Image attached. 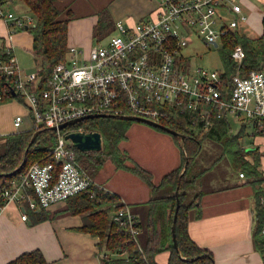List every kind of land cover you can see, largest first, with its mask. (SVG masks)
Listing matches in <instances>:
<instances>
[{
	"label": "built area",
	"instance_id": "2783aa9c",
	"mask_svg": "<svg viewBox=\"0 0 264 264\" xmlns=\"http://www.w3.org/2000/svg\"><path fill=\"white\" fill-rule=\"evenodd\" d=\"M11 1L0 0V18L11 30L34 25L32 14L6 7ZM158 1L160 7L152 18L134 25L117 20V32L95 42L89 50L71 46L69 58L54 66L43 90L39 69L23 72L13 52L7 59L0 58V73L15 80V88L6 86L5 91H15L27 104V116L17 114L15 128L20 130L26 119L31 121L29 129L57 127L52 129L56 131L51 151L54 161L32 163L13 177L0 189L1 206L15 203L26 220L29 209H49L92 185H100L67 138L70 132L86 130L78 124L92 119L90 115L131 114L166 124L174 123L173 114L178 112L189 115L186 128L195 134L209 131L224 118L231 124L233 117L241 127L252 126L254 134L264 131V69L248 73L238 69L227 82L224 67L194 66L183 52L195 35L220 49L222 37L249 18L243 0ZM232 57L242 64L246 51L241 44L234 47ZM72 120L76 122L59 128ZM240 176L244 177V172ZM260 202L264 204V195ZM112 218L129 227L137 240L139 219L130 204L123 202L115 208Z\"/></svg>",
	"mask_w": 264,
	"mask_h": 264
},
{
	"label": "trees",
	"instance_id": "16d2710c",
	"mask_svg": "<svg viewBox=\"0 0 264 264\" xmlns=\"http://www.w3.org/2000/svg\"><path fill=\"white\" fill-rule=\"evenodd\" d=\"M21 2L28 9L23 13L32 14L36 20L34 25L20 30L28 29L33 35L32 53L37 65L40 63L38 68L42 75L40 89L43 90L47 87L54 66L70 56L68 47L70 19L61 18L62 11L57 6L56 0H21ZM112 27H115V21L109 9L105 8L100 12L99 21L95 26V42L103 40ZM238 44H241L246 51V57L241 65H238L232 57V51ZM11 54L12 51L7 47L0 46V58L7 59ZM221 54L224 65L223 77L227 82H230L238 69L245 73L253 69H264V32L260 36L253 37L239 27L222 37ZM14 81V77L8 80V77L0 73V105L16 99L27 109L26 102L19 94L5 91L6 86L15 88ZM173 116L174 123H166V125L187 136L183 144L178 137L182 145V161L158 183L155 182L153 173L139 162L128 163V155L120 148L121 142L126 137V123L130 121L129 119L95 117L78 124L88 131H99L103 137L102 150L92 152L95 154L88 153L94 162L92 166L83 160L84 152L76 148L78 159L93 178H96V173L107 160H111L117 168L131 171L150 187L152 197L144 203L148 205L146 218L139 221L140 234H146L144 242L140 239V234L136 240L129 227L121 226L113 220V210L122 206L123 202L119 195L104 188L102 184L92 185L88 190L70 196L61 209L55 211L44 208L29 209L28 213L34 218L33 221L39 223L68 214L82 215L83 224L73 229L100 237L101 264H158L156 256L165 250L170 251L168 264H214L213 252L200 246L189 232L191 219L194 216H202L203 192H192V188L200 182L201 174L207 170L201 167L197 158L203 149L204 140L212 138L223 145L225 154L232 152V156L242 162L240 172L251 176L248 182L255 187L257 199L255 242L264 255V234L261 233L264 223V204L260 202L261 195H264L262 187L264 177H261L262 151L258 145H244L246 124H243L236 133L233 132L228 119L224 118L218 120L209 131L194 134V131L186 128V124L190 122L188 114L174 112ZM36 131L40 133L30 145ZM255 134L264 135V131H257ZM55 141L56 131L48 128L0 133V189L8 185L13 177L25 171L32 163L54 161L51 151ZM25 158L26 162L23 164ZM177 190H179L178 195ZM178 198L181 204L176 221L179 245L177 248L174 242L173 224ZM6 264H51V262L40 248H36L23 252Z\"/></svg>",
	"mask_w": 264,
	"mask_h": 264
},
{
	"label": "crops",
	"instance_id": "0c3cea01",
	"mask_svg": "<svg viewBox=\"0 0 264 264\" xmlns=\"http://www.w3.org/2000/svg\"><path fill=\"white\" fill-rule=\"evenodd\" d=\"M242 3L249 18L240 25L241 29L244 30L243 25L248 28L250 25L262 34L264 0H243ZM56 4L62 11L61 18L70 19L69 45L86 50L95 44V26L103 9H109L114 21L122 20L127 25H134L142 18L155 16L160 7L158 0H56ZM11 6L18 12L28 10L21 0L7 2L6 7L11 9ZM0 46L11 48L23 72L37 69L32 53L33 35L28 31H12L2 18ZM23 109L25 111L17 109L11 118L12 129H4L3 125H0L1 134L19 130L14 126V119L17 114L27 112V109ZM26 121L31 125L30 120ZM24 123L20 130L30 128L28 122L26 125ZM162 134V131L153 127V157L151 155L148 159L150 164L146 163L145 166L153 173L157 183L182 161L181 143L179 146L176 140ZM249 144L244 145H256ZM109 165L111 167H108ZM106 166L110 168L108 173L105 172ZM261 170L264 172V152L261 157ZM99 175L101 180L98 177L95 179L103 187L119 195L122 202L130 204L139 221V215L146 218L148 205L144 203L152 197L150 187L146 183L131 171L117 168L111 160H107ZM246 177L248 174L240 176L241 179ZM240 178L227 176L222 183L211 178L205 187L200 181L192 188V192H203L202 216H194L191 219L189 232L200 246L213 252L214 264H264V255L255 242V187L248 182L250 180L243 182ZM65 204L66 202L57 203L48 210L61 209ZM22 213L15 203L0 206V264H6L23 252L36 248L44 252L51 264H101L100 238L73 229L83 224L82 215L68 214L54 220L35 223L30 214L28 219H23ZM169 256L170 251L165 250L157 254L156 260L158 264H168Z\"/></svg>",
	"mask_w": 264,
	"mask_h": 264
},
{
	"label": "rangeland",
	"instance_id": "374dc122",
	"mask_svg": "<svg viewBox=\"0 0 264 264\" xmlns=\"http://www.w3.org/2000/svg\"><path fill=\"white\" fill-rule=\"evenodd\" d=\"M11 9L15 11L16 13H23V12L16 11L14 6L13 7L11 6ZM116 21H115V27H112L111 29H109L107 31L108 35H106L103 39H107L112 34L117 32L116 31ZM243 27H244L245 33H248L249 35L256 36V35L261 34L260 31H256L252 29L250 25H249V28L244 25L242 26V28ZM21 31L30 32L28 29L21 30ZM191 39H195V40L191 44H189L186 48H184L183 52L184 54L187 55L188 60H190L194 66H202V67H206L209 69H222L223 68L224 65H223V60H222L221 48L219 49L212 45H207L204 41H202L196 35L191 37ZM71 46L72 45H69V41H68V47L70 48ZM39 65H37V69L35 70H38ZM23 108L25 107H22L20 102L16 101V99L15 100L13 99L11 101L1 104L0 105V125H3L2 127H4V129L6 128L12 129L10 125L11 118L14 117V115L17 112V109H19V111H25ZM25 115L27 116V113H25ZM98 117L119 118L117 116H98ZM26 122H28L30 125L29 121H26ZM26 122L24 123L25 125H26ZM231 123L233 127V132H236V133L239 132L241 129V122L231 117ZM153 127H154L153 125H150L145 122L137 121V120H130L128 123H126V128H127L126 137L121 142L120 148L123 151H125L126 154L128 155L129 157V159L127 160L128 163L139 162V164L143 165L144 167L147 166L146 163L150 164L148 159H150L151 155L153 157ZM155 129L162 131L163 133L162 135L168 137L169 139L176 140V142L180 146L178 136L173 135L172 133H169L158 127H155ZM243 143L245 145H250L249 143H255L256 145L260 146L261 151L264 152V135L254 134V129L250 125L246 128V135L243 138ZM83 152H84L83 160L86 161L88 165L92 166L94 162L90 159L89 155L95 154V153H92L94 151H83ZM88 153L90 154L88 155ZM232 154H233L232 152L225 154L223 145L220 142L216 141L215 139L207 138L204 140L203 149L197 158L201 167L207 169L203 174H201V178H200V181L203 182V187H205L209 183L211 178H215L218 183L224 182L227 176H236L240 178L242 162L236 160L234 156H232ZM108 167H111V165H109ZM108 167L106 166V169L104 168L106 173L110 172V168ZM101 171H102V168H100V170L95 175V177L96 178L98 177L99 180H101V175H99ZM261 172H262L261 177L263 178L264 172L262 170ZM250 178L251 176L248 175V177H246L245 179H241V178L240 179L241 181L244 182V181L250 180ZM139 216L141 219H144L143 215H139ZM139 237L142 240V242H144L146 239V234L141 233Z\"/></svg>",
	"mask_w": 264,
	"mask_h": 264
},
{
	"label": "water",
	"instance_id": "95a60500",
	"mask_svg": "<svg viewBox=\"0 0 264 264\" xmlns=\"http://www.w3.org/2000/svg\"><path fill=\"white\" fill-rule=\"evenodd\" d=\"M13 94H16L15 91H13ZM98 116H107V115H90L89 118H94V117H98ZM117 117L129 119V120H137V121L145 122V123H148L150 125H153L154 127H158V128L163 129L169 133H172L173 135L181 137V139H182L181 141H185V139H186V135L177 131L176 129H174L170 126H167L165 124L153 121L151 119L145 118V117H141V116H137V115H131V114L121 115V116H117ZM83 119L84 118H81L80 120H83ZM77 121H79V120H77ZM75 122H76V120H72L70 122L64 123L61 126H59V128L62 129V128L66 127L67 125L73 124ZM52 129H57V127H53ZM39 133H40V131L35 132L30 145L33 144V142L35 141V139ZM67 138L71 139L74 146H76L81 151H101L103 148V137L99 131H87V130L74 131V132L68 133ZM25 162H26V158H25V161L23 162V164ZM23 164H22V166H23ZM185 169H184V171H185ZM184 171H183V173H184ZM176 194L177 195L179 194V190L176 191ZM180 204H181V202L178 198L177 209H176V213H175V217H174V224H173V236H174L175 246L177 248L179 245H178L177 235H176V221H177V217H178V211L180 208Z\"/></svg>",
	"mask_w": 264,
	"mask_h": 264
},
{
	"label": "bare ground",
	"instance_id": "6f19581e",
	"mask_svg": "<svg viewBox=\"0 0 264 264\" xmlns=\"http://www.w3.org/2000/svg\"><path fill=\"white\" fill-rule=\"evenodd\" d=\"M166 125V124H165ZM187 137V136H186Z\"/></svg>",
	"mask_w": 264,
	"mask_h": 264
}]
</instances>
